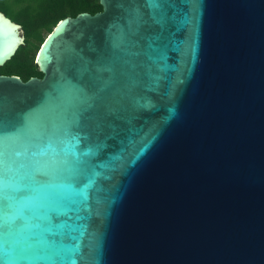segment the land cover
<instances>
[{
	"label": "water",
	"instance_id": "water-1",
	"mask_svg": "<svg viewBox=\"0 0 264 264\" xmlns=\"http://www.w3.org/2000/svg\"><path fill=\"white\" fill-rule=\"evenodd\" d=\"M99 3L47 34L42 77L0 74V213L26 255L264 264V0ZM23 41L0 11V66Z\"/></svg>",
	"mask_w": 264,
	"mask_h": 264
},
{
	"label": "trees",
	"instance_id": "trees-1",
	"mask_svg": "<svg viewBox=\"0 0 264 264\" xmlns=\"http://www.w3.org/2000/svg\"><path fill=\"white\" fill-rule=\"evenodd\" d=\"M101 10L99 0H0V11L18 23L24 34L23 43L0 66V74L16 75L24 81L32 76L42 77L35 62L36 53L58 21L80 12L94 14Z\"/></svg>",
	"mask_w": 264,
	"mask_h": 264
},
{
	"label": "snow or ice",
	"instance_id": "snow-or-ice-1",
	"mask_svg": "<svg viewBox=\"0 0 264 264\" xmlns=\"http://www.w3.org/2000/svg\"><path fill=\"white\" fill-rule=\"evenodd\" d=\"M16 215H11L5 220L3 214L0 213V254L6 252L8 247L11 246L12 249L18 250L20 255L17 258V264L20 261H28V264H35L26 253L33 248L30 236L22 235L19 230H17L14 225L16 222ZM42 243H48V241H41ZM54 243V241L52 242ZM50 264H55V262H50Z\"/></svg>",
	"mask_w": 264,
	"mask_h": 264
}]
</instances>
